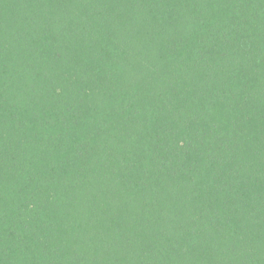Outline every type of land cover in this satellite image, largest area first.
Wrapping results in <instances>:
<instances>
[{
    "label": "trees",
    "instance_id": "obj_1",
    "mask_svg": "<svg viewBox=\"0 0 264 264\" xmlns=\"http://www.w3.org/2000/svg\"><path fill=\"white\" fill-rule=\"evenodd\" d=\"M0 264H264V0H0Z\"/></svg>",
    "mask_w": 264,
    "mask_h": 264
}]
</instances>
